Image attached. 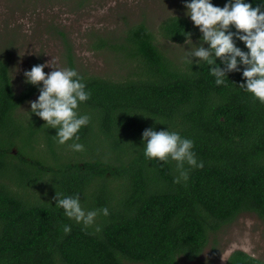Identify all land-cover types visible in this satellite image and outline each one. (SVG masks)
Returning a JSON list of instances; mask_svg holds the SVG:
<instances>
[{
    "label": "trees",
    "instance_id": "trees-1",
    "mask_svg": "<svg viewBox=\"0 0 264 264\" xmlns=\"http://www.w3.org/2000/svg\"><path fill=\"white\" fill-rule=\"evenodd\" d=\"M247 2L254 7L259 0ZM212 3L222 7L225 0ZM159 31L177 43L184 32L197 37L180 15L163 20ZM114 40L109 47L134 67L121 79L82 73L69 61L91 93L78 108L90 116L78 133L81 152L72 141L57 144L56 129L34 114L29 119V108L19 111L38 86L24 82L15 93L0 57V264H177L198 259L243 212L264 221V104L237 87L241 74L228 73L216 85L206 62L171 60L144 22ZM148 127L191 139L204 166L174 183L175 161L143 155ZM56 193L78 194L86 211L107 207L109 215L98 214L85 228L55 206ZM225 264L264 260L236 249Z\"/></svg>",
    "mask_w": 264,
    "mask_h": 264
},
{
    "label": "rangeland",
    "instance_id": "rangeland-1",
    "mask_svg": "<svg viewBox=\"0 0 264 264\" xmlns=\"http://www.w3.org/2000/svg\"><path fill=\"white\" fill-rule=\"evenodd\" d=\"M173 15L188 18L184 0H0V57L9 63L15 93L23 86L25 70L51 59L59 68H69L70 61L82 73L121 79L134 67L124 64L120 53L109 46L139 22L147 25L155 43L171 60L182 64L187 45L171 41L159 31L160 23ZM22 19L31 24L30 30H25ZM194 28L197 37L192 41L199 43L201 33ZM101 42L104 47L99 46ZM51 70L43 69L45 73ZM37 96H31L19 111L28 109V102ZM39 134L37 147L42 151L44 133ZM236 249L264 260V221L254 213L243 212L222 227L198 259L179 258L177 264H225Z\"/></svg>",
    "mask_w": 264,
    "mask_h": 264
},
{
    "label": "clouds",
    "instance_id": "clouds-1",
    "mask_svg": "<svg viewBox=\"0 0 264 264\" xmlns=\"http://www.w3.org/2000/svg\"><path fill=\"white\" fill-rule=\"evenodd\" d=\"M184 9L185 15L201 33L199 43H194L191 33L184 32V44L187 45L184 59L191 65L200 66L201 61L206 62L218 86L225 83L228 73L239 72L242 82L237 87L264 104V0H259L254 7L247 0H225L222 7L214 5L212 0H184ZM20 23L24 24L26 31L31 29L27 20L22 19ZM237 40L243 43L246 51L237 45ZM45 67L53 70L45 73ZM23 76L25 83L38 86V96L28 102L29 119L30 114H34L47 128L56 129L53 136L57 144L72 141L70 147L73 151H83L78 133L90 123V116L80 114L78 108L91 95L83 77L74 68L55 66L52 59L25 70ZM140 139L143 155L149 161H175L178 175L174 177V183L187 181L191 168L204 166L196 158L193 141L182 137L179 132L169 131L168 127L158 131L145 128ZM55 201V206L63 210L65 217L82 223L85 228L95 224L98 214L109 215L107 207L86 211L78 194L61 197L56 193ZM95 230L99 232L100 226L96 225ZM69 231L70 226L65 225L64 232Z\"/></svg>",
    "mask_w": 264,
    "mask_h": 264
}]
</instances>
